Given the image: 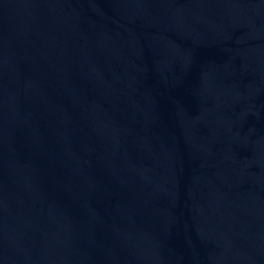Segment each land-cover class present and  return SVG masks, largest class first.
<instances>
[{"label":"water","instance_id":"obj_1","mask_svg":"<svg viewBox=\"0 0 264 264\" xmlns=\"http://www.w3.org/2000/svg\"><path fill=\"white\" fill-rule=\"evenodd\" d=\"M0 264H264V0H0Z\"/></svg>","mask_w":264,"mask_h":264}]
</instances>
